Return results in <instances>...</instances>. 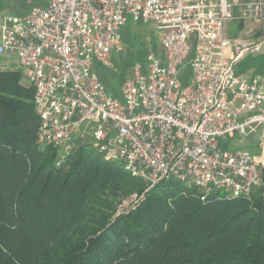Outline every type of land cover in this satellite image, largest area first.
Wrapping results in <instances>:
<instances>
[{
  "label": "built area",
  "instance_id": "1",
  "mask_svg": "<svg viewBox=\"0 0 264 264\" xmlns=\"http://www.w3.org/2000/svg\"><path fill=\"white\" fill-rule=\"evenodd\" d=\"M28 14L0 10V57H15L34 90L40 150L88 140L148 187L174 179L205 201L258 194L264 183V83L236 65L261 53L256 41L232 40L228 20L264 32V0H46ZM153 24L165 56L133 64L110 96L95 68L124 52L123 29ZM236 136L256 138L258 153L230 150ZM134 193L120 210H135Z\"/></svg>",
  "mask_w": 264,
  "mask_h": 264
},
{
  "label": "trees",
  "instance_id": "2",
  "mask_svg": "<svg viewBox=\"0 0 264 264\" xmlns=\"http://www.w3.org/2000/svg\"><path fill=\"white\" fill-rule=\"evenodd\" d=\"M38 127L33 88L0 68V264H264V183L202 201L174 179L148 187L88 140L40 150Z\"/></svg>",
  "mask_w": 264,
  "mask_h": 264
},
{
  "label": "rangeland",
  "instance_id": "3",
  "mask_svg": "<svg viewBox=\"0 0 264 264\" xmlns=\"http://www.w3.org/2000/svg\"><path fill=\"white\" fill-rule=\"evenodd\" d=\"M8 14L20 16L23 11L38 4L41 0H0ZM5 5V6H6ZM260 24L251 20L231 19L225 22V34L232 40L251 39L254 32H257ZM263 30V29H262ZM124 34V52L116 55L112 59V67L105 68L97 66L95 72L106 88L107 93L116 99H121V87L125 79L131 74L133 64L136 62L145 63L148 54L154 50L160 56H165V51L161 46L159 32L153 24H135L130 23ZM248 41V40H247ZM252 57L264 56V47L261 53L251 54ZM15 57H10L3 61L0 57V68L16 69ZM264 65V64H263ZM264 78V77H263ZM263 80V79H262ZM24 84L29 85L23 79ZM264 82V80H263ZM230 150H249L252 153H258L256 138H241L236 136L229 142ZM190 187V184H186ZM119 204V203H118ZM118 212L119 209L117 205Z\"/></svg>",
  "mask_w": 264,
  "mask_h": 264
},
{
  "label": "crops",
  "instance_id": "4",
  "mask_svg": "<svg viewBox=\"0 0 264 264\" xmlns=\"http://www.w3.org/2000/svg\"><path fill=\"white\" fill-rule=\"evenodd\" d=\"M46 2H47L46 0H41L40 3H38V4H36V5L32 6V7H30L28 9H26L25 11H23L22 12L23 15L28 14L34 7L46 5ZM5 5L3 4L2 1H0V10L4 11L5 13H7V11L5 9V7H7V5L6 6ZM127 27H128V25L122 31L123 40H124V34L123 33L125 32V30H126ZM253 35L254 36H252L251 39H247L246 38L244 40L256 41L261 36H263L264 35V32L262 30L261 25H260L259 30L257 32H254ZM150 53H156L157 54V52L154 51V50H151ZM161 57H163V56H161ZM4 58L5 59H8L10 57H4ZM263 64H264V56L259 55V56H256V57H252V55H247L244 58H242L239 61V63L236 65V70H237L238 75H244V76H250V77H259L261 80L262 79L264 80V78H263L264 77V65ZM16 66H17V64L15 65V67Z\"/></svg>",
  "mask_w": 264,
  "mask_h": 264
}]
</instances>
